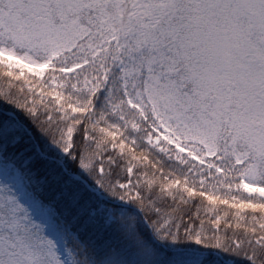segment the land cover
<instances>
[{
  "label": "snow or ice",
  "instance_id": "snow-or-ice-1",
  "mask_svg": "<svg viewBox=\"0 0 264 264\" xmlns=\"http://www.w3.org/2000/svg\"><path fill=\"white\" fill-rule=\"evenodd\" d=\"M0 264H264V0H0Z\"/></svg>",
  "mask_w": 264,
  "mask_h": 264
}]
</instances>
